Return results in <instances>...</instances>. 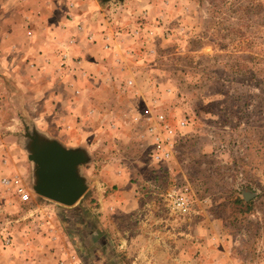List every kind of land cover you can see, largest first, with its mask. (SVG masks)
I'll use <instances>...</instances> for the list:
<instances>
[{
	"label": "rangeland",
	"instance_id": "rangeland-1",
	"mask_svg": "<svg viewBox=\"0 0 264 264\" xmlns=\"http://www.w3.org/2000/svg\"><path fill=\"white\" fill-rule=\"evenodd\" d=\"M22 18L78 22L61 24V39L45 34L59 60L40 61L37 79L28 60L0 58V133L11 135L0 153V264H264V0H0L4 24ZM82 27L104 34L105 48L120 44L118 75L85 100L96 106L69 83ZM39 82L47 105L36 124ZM56 86L80 100L69 118L67 104L53 106ZM26 128L87 144L75 204L33 190Z\"/></svg>",
	"mask_w": 264,
	"mask_h": 264
},
{
	"label": "crops",
	"instance_id": "crops-1",
	"mask_svg": "<svg viewBox=\"0 0 264 264\" xmlns=\"http://www.w3.org/2000/svg\"><path fill=\"white\" fill-rule=\"evenodd\" d=\"M73 19L66 20V21L60 20L58 21L59 22L58 24L56 23L53 25H49L50 23L45 24L46 22L45 21L42 22V20H32L31 21V20H26L24 18L16 22L8 19L9 21L6 24L3 23L5 21L2 22L0 20V30L4 32V36H2L1 34L0 58L1 56H3L4 59H7L6 56H9V55L12 56L14 59L18 58L20 60L18 62L19 63L21 62L20 63L21 66L24 65V61L28 60V62L24 65V68H26V72L33 74L34 79H37L39 77V74L42 73L40 61L42 60L46 61L50 59L51 61H55L56 63L57 62L56 60H59V57L56 55V53L54 52L50 53L49 51H44V48L41 45V43L44 40L45 34H50V33L52 34L53 31H58L61 33L60 36H58V38L60 37L61 39V37L63 36V28L60 27L61 24L67 25V27L74 26L75 23H77L78 21L76 20V18H73ZM29 27L32 28L34 32V35L32 36V38H26L25 36L21 37L22 31L25 33V30L27 31V28ZM35 29H36V32H35ZM18 32L20 33L19 39L16 37V34ZM87 32L88 31L85 30L84 27H82V31H79V36H76L75 42H73L76 44H74L72 49L70 50L73 52L71 53L73 55L68 54V53H67L68 56L66 55L67 58L73 57L75 59H79L78 63L75 62V64L72 63L71 65L73 66L75 65L76 67H82L80 70L76 68L73 71V73L77 77L75 81H69L71 80L73 76L71 77L68 76L69 78L67 80L69 81V83L73 84L74 88H78L83 95H86V97L80 96L81 100L83 101V104L87 103V101H85L87 99L92 101V99L90 98L91 97L90 94H92L91 91H94L97 81L100 80L101 83H104V80L110 77L111 75L115 73L118 75V71L121 69L120 66H118L119 67L117 68L118 70L115 68L113 69L111 68V66L113 67L112 63L114 62L115 56H117V53H118L117 50H118V47L120 46L117 38L109 39V42H111L110 43L111 46L110 48H105L104 47L105 40L103 39L104 34H101L95 31L94 37L90 39L88 38L89 34H87ZM93 39H96V41L93 42ZM51 40L52 42L49 44H51V46L53 47L54 46L59 47L62 45V43H60L59 40L56 42L55 38L53 39L51 37ZM2 44L7 45V48L6 47L2 48L1 47ZM2 49H4V51ZM12 57H10V59ZM13 63L15 62L13 61ZM45 65H48V64H45ZM21 69L22 68H20L19 71ZM29 73L28 75H30ZM13 75L18 77L17 72L13 73ZM24 76L26 75L24 74L22 77ZM25 83L27 85H30V82L28 79H25V81L23 80L22 81L23 86H22L21 91L24 90V88L28 89V86H26ZM100 86L102 85L100 84ZM53 89H54V91H52L53 96H54L53 97L54 104L52 103L53 106H57V109L59 110L60 107H63V104L65 105L67 104L68 108L74 111L73 114H70L68 112V118L70 116H73L75 114V109L74 107H72L73 102L75 103V101H77L79 98L77 99L72 95V88L69 86V88H67L68 92H66V94L64 93V91L60 90L59 86L58 87L56 86ZM46 90L47 89L43 86V84L39 82L35 84L33 88H30V91H29V93H31V95L34 97L36 107L39 111L38 112L39 115H37L35 119L36 124H40L39 122H43L44 120L43 119V109L45 105H47L45 103V95H44ZM55 90H56V93H55ZM54 94H57V96ZM78 101L80 102V100ZM93 102H90V103L88 102V103L90 105L96 106L97 104ZM88 103L86 105H88ZM102 106L109 108V106L104 103L102 104ZM57 115H59V113L58 114L54 113V117H57ZM45 122L47 123V121ZM3 134L4 132L0 133V153H4V151H6V149L8 148L7 147L8 144L5 142V140H7L6 138H8V136H11V135L4 136ZM57 137L61 143H63L67 147H70L69 146L70 144L65 142V139L67 137L66 135H63L61 130L58 131ZM67 139L68 140L70 139V135H68ZM84 146L88 149L87 144Z\"/></svg>",
	"mask_w": 264,
	"mask_h": 264
},
{
	"label": "water",
	"instance_id": "water-1",
	"mask_svg": "<svg viewBox=\"0 0 264 264\" xmlns=\"http://www.w3.org/2000/svg\"><path fill=\"white\" fill-rule=\"evenodd\" d=\"M25 137L23 146L33 163V190L62 205L75 204L87 188V179L80 173L81 165L89 160L87 149L67 147L37 129L26 128Z\"/></svg>",
	"mask_w": 264,
	"mask_h": 264
},
{
	"label": "built area",
	"instance_id": "built-area-1",
	"mask_svg": "<svg viewBox=\"0 0 264 264\" xmlns=\"http://www.w3.org/2000/svg\"><path fill=\"white\" fill-rule=\"evenodd\" d=\"M162 155H163V154H162ZM157 156H158V155H157ZM26 196H27V194H25V193L22 195L23 198H25Z\"/></svg>",
	"mask_w": 264,
	"mask_h": 264
},
{
	"label": "trees",
	"instance_id": "trees-1",
	"mask_svg": "<svg viewBox=\"0 0 264 264\" xmlns=\"http://www.w3.org/2000/svg\"><path fill=\"white\" fill-rule=\"evenodd\" d=\"M239 201H241V199L240 198H237Z\"/></svg>",
	"mask_w": 264,
	"mask_h": 264
}]
</instances>
